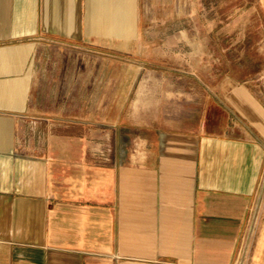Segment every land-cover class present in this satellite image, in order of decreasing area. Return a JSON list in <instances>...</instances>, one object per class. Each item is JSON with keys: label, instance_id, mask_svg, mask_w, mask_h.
<instances>
[{"label": "crops", "instance_id": "crops-1", "mask_svg": "<svg viewBox=\"0 0 264 264\" xmlns=\"http://www.w3.org/2000/svg\"><path fill=\"white\" fill-rule=\"evenodd\" d=\"M232 3L261 23L233 24L247 37L222 49L264 45L250 36L264 31V0ZM141 10L142 0H0V264H264L257 67L225 70L220 85L211 66L191 65L147 69L136 87L126 76L123 91L115 73L102 88L79 83L95 77L74 69L85 50L136 55Z\"/></svg>", "mask_w": 264, "mask_h": 264}, {"label": "rangeland", "instance_id": "rangeland-1", "mask_svg": "<svg viewBox=\"0 0 264 264\" xmlns=\"http://www.w3.org/2000/svg\"><path fill=\"white\" fill-rule=\"evenodd\" d=\"M228 2L230 4L226 10H221L220 0H196L195 8L193 7L192 10L191 7L189 10L188 0H182L181 10H172L171 6L163 9L155 1L142 0L140 17L142 31L138 41L139 47L134 51L136 55H126L125 50L119 48L117 52L110 55L103 51L90 53L85 50L86 59L84 62L76 63L74 69L92 71L95 77L90 79L86 76L85 79H79V83L84 87L102 88L108 80V75L115 73L118 91H123L127 85L126 76H129V82L133 78V86L136 87L139 81L136 78L139 79L142 71L147 69L149 72L177 71L179 68L186 70L191 65L201 71L205 66H211L214 76L213 84L220 85L226 82V79L221 78V72L228 70L230 74L243 76L246 69L254 66L258 69V84L264 88V45L252 50L241 46H229L228 51L220 46L223 40L231 45L242 38L243 34L247 37L246 31L232 30L233 24L252 26L255 23L259 26L261 23L259 19L253 20L251 10H235L236 5L232 3L234 0ZM222 23L229 24L227 32L220 31ZM250 36L253 39L263 38L264 31H253ZM141 44L148 46L151 52L153 61L148 65L140 60L142 55L147 54L145 51L147 47L141 49ZM87 54L92 57L89 59ZM158 56L165 58L164 61H157ZM94 97L96 96L91 94L85 96V99L92 103ZM117 97L120 95L118 94Z\"/></svg>", "mask_w": 264, "mask_h": 264}]
</instances>
